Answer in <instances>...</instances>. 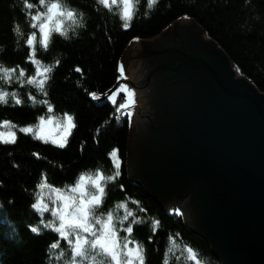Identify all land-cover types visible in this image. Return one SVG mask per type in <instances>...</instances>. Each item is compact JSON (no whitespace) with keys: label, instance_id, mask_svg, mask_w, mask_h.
Wrapping results in <instances>:
<instances>
[{"label":"trees","instance_id":"trees-1","mask_svg":"<svg viewBox=\"0 0 264 264\" xmlns=\"http://www.w3.org/2000/svg\"><path fill=\"white\" fill-rule=\"evenodd\" d=\"M60 2L75 12V20L65 18L45 46L32 21L45 11L40 0H0V66L13 69L10 80L0 72V91L9 93L8 103H0V124L7 120L17 131L15 143L0 140V264H69L54 224L43 221L32 205L42 187L64 190L88 171L106 177L100 211L113 216L119 238L142 250L144 264H221L209 244L185 226L179 212L165 210L129 181L130 123L119 107L124 95L114 103L97 99L119 80L120 61L133 41L154 40L179 21L197 24L264 93V0H132L128 22L117 4ZM35 64L50 69L43 89L27 83L36 76ZM21 69L24 77H19ZM60 115H71L74 125L63 148L18 129ZM113 174L114 180H108ZM53 243L60 247L51 248ZM82 264L94 263L88 259Z\"/></svg>","mask_w":264,"mask_h":264},{"label":"water","instance_id":"water-1","mask_svg":"<svg viewBox=\"0 0 264 264\" xmlns=\"http://www.w3.org/2000/svg\"><path fill=\"white\" fill-rule=\"evenodd\" d=\"M139 42L122 60L140 106L128 178L177 208L221 264H264V93L194 22Z\"/></svg>","mask_w":264,"mask_h":264},{"label":"snow or ice","instance_id":"snow-or-ice-1","mask_svg":"<svg viewBox=\"0 0 264 264\" xmlns=\"http://www.w3.org/2000/svg\"><path fill=\"white\" fill-rule=\"evenodd\" d=\"M116 0H112L115 3ZM124 12V19H131V0H122ZM155 0H149V3H154ZM40 3L44 5L45 12L32 17L34 20H41L40 33L43 36V43L45 46L48 44L50 35L49 24L55 26V30L59 32L61 30L62 21L65 18L75 20V12L73 10H66L60 0H40ZM98 3L103 6H108L109 0H98ZM28 8H31V4H27ZM129 25L124 24L127 28ZM27 43L31 45L33 43L32 37H28ZM80 71L79 68L76 69ZM13 69L0 66V72L4 74L5 79H11V73ZM50 69H44L43 72L37 73L41 78L33 76L27 79V83L35 85L41 89L44 87L46 73ZM121 74H123V66L120 67ZM24 70L21 69L19 77H24ZM18 77V78H19ZM117 91H125L129 98L133 93L127 89L126 85H121ZM9 93L6 91H0V103L7 104ZM16 104H20L21 100L16 98V93H11ZM115 96V93H113ZM111 99V97H110ZM128 107L127 104H121L120 108ZM119 111V109H118ZM67 134H70V129L74 127L72 124V117L68 116ZM10 122L3 121L4 125H8ZM41 124H44L43 118H41ZM21 132L27 133L31 131L30 127L20 128ZM7 136L9 139L5 140ZM66 141V136L61 138ZM0 140L4 143H15L14 133H2L0 132ZM56 143V141H53ZM59 146L63 148L65 143H60ZM102 175H97L95 178L86 177L84 175L79 176V182L71 189V195H58L57 199L61 202L60 205L52 210V214L58 219L54 222L55 233L59 234L62 242H66V254L70 257L69 264H82L83 261H87L91 256L92 261L96 264V257H103L99 264H133L134 261H139L140 264H144V256L142 250H133L128 248V244L124 243L123 247L117 240L116 224L114 223L113 216L105 215L100 211L103 202L106 199V189L101 186ZM108 180H114V177L109 176ZM86 184H91L89 189ZM59 192V189H57ZM36 207L35 204L32 205ZM58 225V226H55ZM33 233L37 232V228L31 229ZM128 233H132V228H127ZM59 244H51V248L58 249ZM124 249H127L125 254ZM189 253H193L192 248H188ZM197 264L199 262L197 261Z\"/></svg>","mask_w":264,"mask_h":264},{"label":"rangeland","instance_id":"rangeland-1","mask_svg":"<svg viewBox=\"0 0 264 264\" xmlns=\"http://www.w3.org/2000/svg\"><path fill=\"white\" fill-rule=\"evenodd\" d=\"M131 2H132V0H131ZM109 4L111 5V4H117L119 7H120V9H121V13H122V15H123V12H124V7H123V2H122V0H116V2L115 3H112V0H109ZM133 5V4H132ZM45 11H46V9H45ZM44 11V12H45ZM131 11H132V8H131ZM41 13H43V12H40V13H38V14H36L35 16H37V15H39V14H41ZM131 15H132V13H131ZM124 17V16H123ZM37 23H38V30H39V34H40V38H41V40H43V36H42V34L40 33V24H41V20H35ZM129 20H127L126 22H128ZM181 21H179V23H180ZM184 22H189V21H184ZM49 28H50V33L52 32V31H55V26L54 25H52V24H49ZM132 46H135V47H139L140 46V42L139 41H137V40H135V41H133L132 42ZM120 67H121V64H120ZM38 71L39 72H43V69L42 68H37V70H36V76H37V78L39 79V78H41V77H39L38 75H37V73H38ZM128 71L129 72H131L132 71V69H128ZM120 73H121V71H120ZM128 77H129V75L128 74H125V71H124V67H123V74H121V77L119 78V79H122V80H127L128 79ZM121 85H126L127 86V89L128 90H130L132 93H133V95L136 93V88L135 87H133L132 85L129 87V84L128 83H126V82H124V81H121L120 83H119V85H118V87H117V89H119L120 87H121ZM117 89L113 92V93H115V96H113V93L109 96V101L111 102V103H114L115 101H116V99H117V96H118V93H123L124 94V96H125V101H124V103H122V104H127L128 105V107H126V108H129V109H126V108H124L125 109V111H126V113L128 114V116L130 117V111H131V113H136V110H137V108L140 110V106H139V101L137 100V98L139 97V95L138 94H135L134 96L132 95V97L131 98H129L128 97V95H127V92H125V91H117ZM110 97H111V99H110ZM128 97V98H127ZM137 106H139V107H137ZM137 107V108H136ZM44 120V124L42 125L41 124V120L35 125V126H26V127H30L31 128V131L30 132H27V133H31L32 135L34 134H37V136L40 138V139H43L44 141H48V142H51V143H53V144H60V143H65V140H62L61 138H62V136L59 134V130L61 129L62 130V132H65V131H67V125H68V123L67 124H65V125H61L62 127L61 128H57L56 126H55V120L54 119H52L51 117L50 118H45V119H43ZM72 124H73V122H72ZM3 130L1 131L2 133H9V132H12V133H14V136H15V134H16V128H14V127H9V124L8 125H4L3 124ZM20 128H23V127H19L18 129L20 130ZM71 130V129H70ZM66 140H67V136H68V134L66 133ZM64 136V137H65ZM4 139L6 140V139H9L7 136H5L4 137ZM53 141H56V143H54ZM126 171H127V168H126ZM91 178H95L96 177V175H94V176H90ZM75 185L76 184H74V185H72V186H69L68 188H66V189H64V190H59V192H57V191H54V190H51V189H43L40 193H39V197H38V199H37V208H38V210L40 211V212H44V211H48L49 210V212H50V214L54 217V219L52 220V221H50V223H53L54 224V222L58 219L56 216H54L53 214H52V210L53 209H55V208H57L59 205H60V201L57 199V197H58V195H65V196H67V195H71L72 193H71V189L73 188V187H75ZM86 187L87 188H91L92 187V185L91 184H86ZM175 209H177V208H175ZM168 210H170V209H168ZM167 210V211H168ZM174 210V209H173ZM172 211V210H171ZM177 212H179V213H181L178 209L176 210ZM182 214V213H181ZM107 217V215L105 216V218ZM48 225H50L49 223H48ZM55 226H58V225H55ZM54 227V226H53ZM118 234V233H117ZM117 240H118V242L121 244V247H123V244L124 243H127L128 244V248H131V249H133V250H136V249H139L135 244H131V242L128 240V239H121V238H119L118 237V235H117ZM124 252H125V254H127V249H124ZM92 259V258H91ZM139 261H134L133 262V264H137ZM194 264H197V260L194 262ZM199 264H202V263H200L199 262Z\"/></svg>","mask_w":264,"mask_h":264},{"label":"bare ground","instance_id":"bare-ground-1","mask_svg":"<svg viewBox=\"0 0 264 264\" xmlns=\"http://www.w3.org/2000/svg\"><path fill=\"white\" fill-rule=\"evenodd\" d=\"M34 17V16H33ZM32 21H33V26H34V28H37L38 29V23L34 20V19H32ZM204 37L205 38H208V37H206L205 35H204ZM43 41V40H42ZM122 66H123V63L121 64ZM124 67V66H123ZM35 68H37V65L35 64ZM119 69H120V65H119ZM35 71H36V69H35ZM125 71V70H124ZM106 94V93H105ZM105 94H103V95H105ZM101 97V96H100ZM99 97V98H100ZM104 100H106V99H100L99 101H104ZM124 101H125V96H124V99H123V103H124ZM137 107H139V106H137ZM136 107V108H137ZM139 109L137 108V110H136V112L138 111ZM68 116H71V115H60V116H58V117H55V116H51V118L52 119H56L55 121V126L58 128H61L62 126L61 125H65V124H67L68 123V120H67V117ZM72 117V116H71ZM67 122V123H66ZM72 122H73V117H72ZM129 125V127H130V124H128ZM4 128H3V124H0V132L3 130ZM73 132V129L71 128V130H70V134H68V136H67V138L71 135V133ZM66 133H67V131H65V132H62V130L60 129L59 130V134L62 136V137H64L65 135H66ZM34 138H36V140H42V141H44L43 139H40L38 136H37V134H33L32 135ZM44 142H48V141H44ZM51 143V142H50ZM126 156H127V150H126ZM115 163H117V161L114 159V164ZM91 173H96V172H92V171H88V172H86V174H84V176H86V177H90V176H94V175H101L100 173H96V174H91ZM116 174H113V175H111V176H115ZM103 177V179L104 178H106L105 176H102ZM127 177H128V175H127ZM129 179V178H128ZM129 181L130 182H132L134 185H136V186H139V187H141L143 190H144V188H143V186H141L137 181H135V180H130L129 179ZM79 182V179L74 183V184H77ZM40 186H44V185H40ZM101 186H102V181H101ZM41 188V187H40ZM43 189H51V190H54V191H57V189H52V188H49V187H42L40 190H39V193L41 192V190H43ZM145 191V190H144ZM146 192V191H145ZM123 203V201H121L119 204H122ZM0 208H2V206L0 207ZM37 215L42 219H44L43 221H47L48 223L50 222V221H52L53 219H54V217L50 214V212H49V210L48 211H44V212H37ZM46 215L48 216V217H46ZM181 217H182V214H181ZM1 219H3V217H1ZM0 219V220H1ZM53 228V230H54V227H52ZM54 232H55V230H54ZM57 234V236L59 237V234L58 233H56ZM60 238V237H59ZM61 239V238H60ZM64 244L66 245V242H64ZM100 260L99 259H96V262H99ZM91 263H94L92 260H91ZM136 264V263H135ZM137 264H140V262H138Z\"/></svg>","mask_w":264,"mask_h":264},{"label":"flooded vegetation","instance_id":"flooded-vegetation-1","mask_svg":"<svg viewBox=\"0 0 264 264\" xmlns=\"http://www.w3.org/2000/svg\"><path fill=\"white\" fill-rule=\"evenodd\" d=\"M179 23V22H178ZM180 24V23H179ZM184 33V31L183 30H181V34H183ZM178 36H179V34H178ZM181 38H183L184 39V36L183 37H181ZM176 42H181V39L179 38V41L178 40H175ZM173 41H170V43H172ZM132 86H134L132 83H130Z\"/></svg>","mask_w":264,"mask_h":264}]
</instances>
